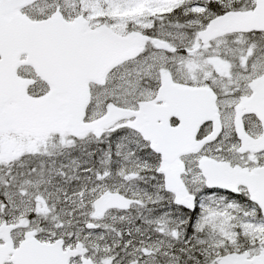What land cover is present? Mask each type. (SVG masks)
I'll use <instances>...</instances> for the list:
<instances>
[{"label": "snow or ice", "instance_id": "6c2138e0", "mask_svg": "<svg viewBox=\"0 0 264 264\" xmlns=\"http://www.w3.org/2000/svg\"><path fill=\"white\" fill-rule=\"evenodd\" d=\"M0 264H264V0H0Z\"/></svg>", "mask_w": 264, "mask_h": 264}]
</instances>
